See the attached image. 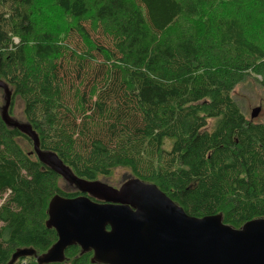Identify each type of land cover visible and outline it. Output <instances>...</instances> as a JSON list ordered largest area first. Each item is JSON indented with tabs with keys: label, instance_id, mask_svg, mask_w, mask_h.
Instances as JSON below:
<instances>
[{
	"label": "trees",
	"instance_id": "1",
	"mask_svg": "<svg viewBox=\"0 0 264 264\" xmlns=\"http://www.w3.org/2000/svg\"><path fill=\"white\" fill-rule=\"evenodd\" d=\"M54 2L74 22L63 37L37 33L34 0H0V79L12 104L22 99L40 150L87 182L127 169L193 217L222 214L236 229L264 218V122L248 120L234 97L249 76L264 80V46L248 38L241 15L263 1ZM225 3L234 16L218 10ZM61 179L0 115V264L58 241L49 204L77 196ZM92 257L73 246L61 264Z\"/></svg>",
	"mask_w": 264,
	"mask_h": 264
},
{
	"label": "water",
	"instance_id": "2",
	"mask_svg": "<svg viewBox=\"0 0 264 264\" xmlns=\"http://www.w3.org/2000/svg\"><path fill=\"white\" fill-rule=\"evenodd\" d=\"M6 95L2 118L34 142L40 160L81 192L98 191L104 199L55 196L48 208L49 229L58 241L44 254L18 250L10 264L35 257L38 264H61L66 251L78 246L93 253V264H264V218L236 229L223 215L190 216L157 185L133 178L120 189L78 179L56 155L40 150L38 135L28 124L15 122L9 109L13 92L0 81ZM262 112L256 108L252 120Z\"/></svg>",
	"mask_w": 264,
	"mask_h": 264
},
{
	"label": "rangeland",
	"instance_id": "3",
	"mask_svg": "<svg viewBox=\"0 0 264 264\" xmlns=\"http://www.w3.org/2000/svg\"><path fill=\"white\" fill-rule=\"evenodd\" d=\"M261 1H263V6L262 3L257 4L254 2L253 9L247 8L241 15L243 16L242 18L244 22H246V25L248 26V38L264 46V0ZM250 5L252 6V4ZM218 10L231 16H234L236 12L234 6L230 3L220 5ZM28 11L33 18L37 33L49 30L55 33L58 37H63L69 27H71L74 23L56 7L54 0H34L32 7ZM185 23L188 24V21L185 20L182 22L184 25ZM192 23L198 24L199 20H192ZM16 42H18L17 39ZM80 45L81 40L79 38L75 39L74 37L72 46L74 48H78ZM215 52L221 54L220 50H216ZM213 54L214 53L212 52L211 56ZM0 81L5 82L3 79H0ZM10 90L12 91V88H10ZM234 97L242 113L248 120L254 122H264V80L262 77L257 78L255 75L249 76L242 85L237 87ZM5 106L6 95L4 90L0 88L1 116ZM256 108H261L262 112L257 119L252 120V113ZM10 116L20 125L27 124L24 115V103L21 98L17 97L13 100ZM213 124V121H209V129L213 127ZM21 144L25 150L33 152V149L30 148L26 142L21 141ZM133 178L135 177L129 170L118 168L113 171L111 176L98 178L97 182L106 184L115 189H120L127 181ZM58 186L67 193H75V189H77L74 188V184L64 178L59 181Z\"/></svg>",
	"mask_w": 264,
	"mask_h": 264
},
{
	"label": "flooded vegetation",
	"instance_id": "4",
	"mask_svg": "<svg viewBox=\"0 0 264 264\" xmlns=\"http://www.w3.org/2000/svg\"><path fill=\"white\" fill-rule=\"evenodd\" d=\"M74 188H77V189H75L76 190L75 194H77L76 197L87 196V197H90L91 199H93L94 201L103 202V201H101V199H104V198L101 197L102 195L96 190L90 189L91 190L90 192L84 193V192H81L80 189H78V187L76 185H74Z\"/></svg>",
	"mask_w": 264,
	"mask_h": 264
}]
</instances>
